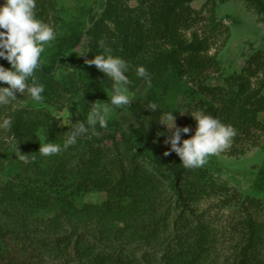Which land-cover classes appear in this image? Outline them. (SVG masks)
I'll list each match as a JSON object with an SVG mask.
<instances>
[{
	"label": "rangeland",
	"instance_id": "rangeland-1",
	"mask_svg": "<svg viewBox=\"0 0 264 264\" xmlns=\"http://www.w3.org/2000/svg\"><path fill=\"white\" fill-rule=\"evenodd\" d=\"M36 13L56 30L42 54L44 100L17 93L16 107L0 108V123L12 118L0 129V222L28 236L31 264H92L115 253L139 264H264V0H185L175 9L165 0H37ZM102 40L129 63L132 80L131 103L109 123L139 129L149 144L131 146L134 158L123 142L85 134L41 156L45 138L66 139L49 128L63 126L59 113L70 108L71 121L83 122L92 103L108 102L111 81L86 63L103 52ZM153 104L162 110L156 118ZM209 107L237 134L205 166L185 168L161 122L175 111L188 139L197 124L191 114ZM250 119L257 125L239 128ZM155 157L162 173L148 162ZM175 167L182 172L173 190Z\"/></svg>",
	"mask_w": 264,
	"mask_h": 264
},
{
	"label": "clouds",
	"instance_id": "clouds-1",
	"mask_svg": "<svg viewBox=\"0 0 264 264\" xmlns=\"http://www.w3.org/2000/svg\"><path fill=\"white\" fill-rule=\"evenodd\" d=\"M36 8L37 0H3L0 3V59L10 64V68L0 64V84L7 85L0 86V108L16 107V102L21 100L17 98V93L23 97L27 94L36 103L44 100V85L37 82L35 73L44 63L42 54L56 39V30L37 17ZM99 46L103 52L86 60V63L94 65L111 81V89L106 91L108 102L92 103L86 121L83 122L72 123L70 108L59 113L57 118L68 128L66 139L61 145L46 142L45 138V142L40 143L41 156L49 157L61 153L75 145L90 129L96 132L97 126L101 129L107 128L111 113L115 109L126 108L131 103L133 97L129 87L132 84L128 75L129 63L122 57L113 55L111 48L103 40L99 42ZM88 52L85 48L79 56ZM135 73L150 85L151 77L144 66H137ZM151 107L156 109L154 104ZM173 112L175 111L169 112L161 124L170 133L167 141L170 151H174L181 158L185 168L205 166L210 157L219 156L227 150L237 134L234 126L226 125L211 115L199 113L191 114L197 122L194 135L182 140V133H189L191 129L178 127ZM11 126L10 116L0 123V129H10ZM168 154L169 152L165 153Z\"/></svg>",
	"mask_w": 264,
	"mask_h": 264
},
{
	"label": "trees",
	"instance_id": "trees-1",
	"mask_svg": "<svg viewBox=\"0 0 264 264\" xmlns=\"http://www.w3.org/2000/svg\"><path fill=\"white\" fill-rule=\"evenodd\" d=\"M183 1H185V0H165V4L167 6L170 5V7L172 9H175L176 5L180 2H183ZM139 12H141V11H139ZM146 12H148V10L146 9V7H144L143 13L146 14ZM146 18H151V17L147 16ZM117 23H119V22H117ZM135 27H138V26H135ZM3 62L5 64L6 68H10V64L7 61H3ZM43 71H44V69H42V67H40L35 73L37 82L39 84H41V80L44 77ZM29 83H31V79L29 80ZM150 93H151V95H150L151 97L154 96L153 89L150 90ZM45 96H47V95L45 94ZM49 97H51V96L49 95L48 97H45V98L47 99ZM246 102L248 105V103H249L248 99L246 100ZM247 105L246 104L242 105L241 107H239L238 109H235V110L236 111L239 109L244 110L245 108H248ZM195 106L196 105L192 106L191 104H187V107H189V112L191 111V109L194 110ZM161 111H162L161 108L158 105H156L155 110L153 109V110H150L148 112L151 115H153V118H156L157 116L161 115ZM223 111H224V109H223ZM236 111H235V113H236ZM215 112H216V109L214 110V109H212V107H209L208 109L205 110L204 114L214 116ZM220 113H222V111L220 112V110H219V112H216V114H220ZM216 114H215V116H216ZM188 115L190 116V113H188ZM216 118L219 119L220 115H217ZM76 121L77 120L75 117V119H73L72 123H76ZM153 122L155 123L156 120L153 119ZM110 124H112L113 127L108 128V131L106 130L107 128L101 129V128H99V126H97L96 132L92 133L89 131V133H87V134H89L90 137L95 141H100V140L105 139V140H110V141L123 142L124 144L129 145V148H127L128 146L124 147L125 151H126V155H130V157H134V158L138 157L137 153H139V150H137L135 152H130V150H131L130 147L134 146V148L138 149V147L141 145V147L143 149V148H146L147 144H149V142H150L149 139L142 138L140 136L139 129H137V128H135L136 133H135V135H133V134L127 132L125 129H123L120 126V123L117 121H112L111 123H108V126ZM192 124H193V126H192L193 128L197 127L196 123H192ZM256 125H257V122H255V120H253V119L252 120L250 119L248 121H245V123L242 122L241 124H239V128H242V129L244 127L251 128V126L254 127ZM49 128H50V130L56 129L57 131H60L63 133H67V130H68L67 126H65V125H63L61 127L57 126L55 121H50ZM97 132L99 134H96ZM147 133L150 136V138L153 136V133L150 132V130ZM151 143H153V142H151ZM142 149H141V151H142ZM146 157H148V156H146ZM148 162L151 163L156 168V170L158 172L162 173L161 169H160V165H161L160 159H158L156 157L150 158V159L148 158ZM181 172L182 171L178 167H175V168H173V170L171 172L168 173V175L170 176L168 183L171 186V188H173V190H176V185H177V182L179 180ZM164 176L167 177V174ZM29 240L30 239L28 238V236H25L24 238H22V235L19 232L15 231L14 229L8 228L7 226L1 224V222H0V264H31L30 258H35L36 254H35L34 249H32L30 247ZM108 258L111 260V262L109 264H139L137 261H134L132 259H128L120 253H115L112 255L106 254V255H104V257H101V260L99 262L92 260V262H93L92 264H104L105 259H108ZM61 264H63V263H61Z\"/></svg>",
	"mask_w": 264,
	"mask_h": 264
}]
</instances>
